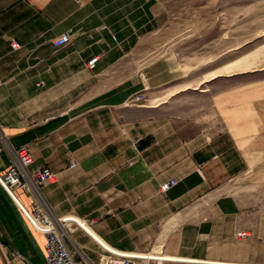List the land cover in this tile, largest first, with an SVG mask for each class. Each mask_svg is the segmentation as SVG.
Here are the masks:
<instances>
[{
    "label": "crops",
    "instance_id": "crops-1",
    "mask_svg": "<svg viewBox=\"0 0 264 264\" xmlns=\"http://www.w3.org/2000/svg\"><path fill=\"white\" fill-rule=\"evenodd\" d=\"M163 14L159 0H0V175L20 147L54 174L39 194L70 221L77 264H98L100 243L159 264H264V88L205 79L217 69L181 87L173 57L148 60ZM44 244L0 187V264H43Z\"/></svg>",
    "mask_w": 264,
    "mask_h": 264
},
{
    "label": "rangeland",
    "instance_id": "rangeland-1",
    "mask_svg": "<svg viewBox=\"0 0 264 264\" xmlns=\"http://www.w3.org/2000/svg\"><path fill=\"white\" fill-rule=\"evenodd\" d=\"M159 3L164 14L152 38L158 46L148 60L173 57L183 70L181 87L193 88L203 73L217 69L205 79L238 72L233 83L264 88V0ZM223 79L222 85H230Z\"/></svg>",
    "mask_w": 264,
    "mask_h": 264
},
{
    "label": "built area",
    "instance_id": "built-area-1",
    "mask_svg": "<svg viewBox=\"0 0 264 264\" xmlns=\"http://www.w3.org/2000/svg\"><path fill=\"white\" fill-rule=\"evenodd\" d=\"M70 43V35L65 33L53 41L56 48L65 46ZM13 50L19 49L16 42L11 43ZM97 58H92L88 63L89 68H93ZM133 103L145 101L143 94L136 95ZM33 159L25 147H20L15 152V159L9 166L5 174L0 175V187L5 191L9 198L14 202L21 215L35 232L45 238L44 244V262L43 264H77L73 253L66 245L68 234V219H57L53 217L50 209L45 204L39 194V188L52 181L54 174L47 168L29 170ZM71 168L74 164H71ZM176 185V181L170 179L160 185V193H165ZM21 191L29 194L32 198L31 210H26L17 201L15 191ZM77 227L86 231L84 224L79 221H73ZM246 233H238L237 237H247ZM103 254L99 257L98 264H159L162 258L151 254H134L119 252L100 243ZM14 258L27 262L23 257L15 253Z\"/></svg>",
    "mask_w": 264,
    "mask_h": 264
}]
</instances>
